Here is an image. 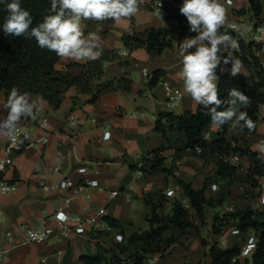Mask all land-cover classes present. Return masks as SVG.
I'll return each mask as SVG.
<instances>
[{
  "label": "crops",
  "instance_id": "obj_1",
  "mask_svg": "<svg viewBox=\"0 0 264 264\" xmlns=\"http://www.w3.org/2000/svg\"><path fill=\"white\" fill-rule=\"evenodd\" d=\"M164 8L159 16L152 13L147 1L139 0V12L134 17L122 21L106 20L102 22L103 31L99 34L100 45L105 51H114L118 59L104 62L101 65L103 80H117L125 77L131 81L129 93L106 90L93 105L72 108L71 100L85 97L75 88H69L63 93V102L59 110H51L48 103L40 96H32L39 102L36 119H21L19 126L27 136L28 142L48 137L46 144L28 146L17 152L12 159L11 166L5 172V180L14 185V190L0 196V232L11 231L14 240L19 243L0 264H83L81 257L100 255L106 259L99 264H108L107 260L112 254L114 236L122 234L125 238L131 233L145 235L149 229L148 222L150 208L148 203L160 205L158 213L168 215L171 213L175 200L187 201L177 180L190 185L194 190L202 189L208 181L206 196L214 200L223 198V204L216 207H207L204 218L200 220L193 216L194 228L188 235L179 239L172 246L171 253L161 258L160 264H210L206 257L209 246L217 241L213 233L214 218L237 213L247 207L252 210L258 208V191L254 196L245 193L247 189L246 170L248 164L245 159H239L238 167L233 175L232 182L225 186L219 181L217 163L219 158L208 151L185 149V138L182 133L174 130L165 135L154 130V123L162 113H173L181 116L194 113L198 105L184 92L183 81L179 77L181 68L179 45L189 34L182 37L180 42H173L172 46L161 54L148 53L144 49L129 51L124 47L123 35H135L148 29L168 28L181 32L178 20L179 6L172 0H163ZM227 10V22H235L240 18H251L248 13V0H220ZM245 14L239 16L238 11ZM260 19L264 23V0ZM85 36L93 33L97 22L82 23ZM191 49L190 51H194ZM230 46L222 49V56H230ZM121 51H127L121 56ZM262 66L264 65V52H257ZM233 56V54H232ZM86 61L60 59L55 65V71L61 76L70 75L75 78L79 71L71 65L83 64ZM143 69L147 70L148 77H143ZM162 71L159 84L153 88L148 82L154 71ZM240 73L247 74L242 67ZM163 83H169L182 93V102L175 108L176 112H169L166 105L167 95ZM5 96L0 91V120L7 116L4 107ZM239 110L244 106L237 105ZM135 113L138 116L132 118ZM260 121L256 135L248 137L239 129L233 130L230 125L228 138L234 140L233 145L240 148L248 146L252 152L260 140H264V106L260 108ZM75 118V126L70 119ZM46 119L47 127L42 130L37 127L41 120ZM219 129L209 125L203 137L207 141L216 138ZM5 145V137L0 136V157ZM157 149H164L161 153L163 160L161 169L150 172V163L145 162L149 154ZM61 154V158L58 154ZM179 164L178 166L176 164ZM142 164V174H137L135 167ZM59 166V172L54 168ZM87 168V176L96 180L104 189L99 192L94 188H87L84 194L75 195L70 191L61 192L52 189L64 179H70L75 185L80 181L76 170ZM97 173V174H96ZM217 184L216 190L210 186ZM77 186V185H76ZM132 187L133 200L128 202L121 194L113 199L110 192L122 193ZM173 190L171 197L166 192ZM89 195V200L84 195ZM70 197V205L65 211L71 216L87 217L99 209L106 210V220L116 221V227L110 231L94 234L87 232L83 236H72L69 240L60 241L53 237L47 243H24L21 227L39 228L43 225L53 226L50 219L57 209L63 207L64 200ZM226 206L232 207L231 213H225ZM220 209V211L217 210ZM231 224V222L229 223ZM178 231L171 228L164 238L177 237ZM202 241H205L203 246ZM122 244V245H123ZM2 235L0 248H7ZM61 252V256L58 253Z\"/></svg>",
  "mask_w": 264,
  "mask_h": 264
},
{
  "label": "trees",
  "instance_id": "obj_2",
  "mask_svg": "<svg viewBox=\"0 0 264 264\" xmlns=\"http://www.w3.org/2000/svg\"><path fill=\"white\" fill-rule=\"evenodd\" d=\"M172 1L176 2L178 6H182L180 1ZM248 1L250 17L257 24H261L263 0ZM21 5L30 11L33 16V26H35L42 22L45 15L50 14L51 0H21ZM237 14L242 16L245 11H238ZM6 16L7 11L4 5L0 4V91L4 93L5 101L10 90L16 87L21 92L40 96L43 101L48 103L51 110L57 111L62 105L63 93L69 88L77 89L85 97L83 100L73 98L71 100L72 108L95 104L99 96L106 90L130 92L131 81L125 77L110 81L103 80L101 65L104 62L118 59L116 52H108L103 49V55L99 59L71 65L73 69L79 71L77 77L61 76L55 71V65L61 58L54 52L41 49L34 38L12 37L3 32L2 25ZM178 20L181 25L180 33L162 28L148 29L135 35H123L124 47L129 51L144 49L148 53L161 54L170 48L173 42H180L182 37L188 35L189 29L185 28L179 16ZM223 30L225 31V29ZM231 35L239 43L238 50L232 52L233 58L242 62V68L247 71V74L239 73L233 77L231 67L222 64L221 68L224 71L221 72L220 69H217L219 95L222 99H227L228 90L236 87L250 98V105L241 110L246 111L255 122L254 131L243 130L248 137L253 138L260 121V108L264 106V69L256 55L258 49L252 43L244 42L240 36ZM163 75L162 71H154L148 82V87L153 88L159 84ZM206 112L207 109L198 105L194 113H186L181 116L162 113L154 123V130L164 135L168 131L176 130L182 133L185 138V149H200L216 155L219 158L216 175L226 187L231 184L233 175L238 169L237 166L229 162V159L232 156L245 159L248 164L245 193L250 192L254 196L259 179L264 177V159H260L259 153L252 152L248 146L240 148L233 145L234 140L228 138L229 124L219 128L215 139L205 140L203 133L211 125L210 117L205 114ZM163 150L157 149L151 152L145 160L150 163V172L161 169L170 174L169 171L162 168L164 159L161 157V153ZM138 169L143 170V168H134V170ZM176 182L187 199L191 212L184 209L180 200L174 201L171 213L168 215L158 213L160 205L148 203L150 208L149 231L145 235L131 233L127 236L125 244H123L124 238L121 244L113 248L112 254L107 260L108 264H121L116 262L117 251L127 256L129 261L126 264H144L146 257L163 253L171 245L178 243L179 239L187 236L189 230L194 228L193 216L203 220L205 208L223 204V198L214 200L206 196L208 181H205L200 190H194L182 181L177 180ZM214 185L217 186V184ZM106 221L111 227H116V221L111 219ZM230 222L231 224H229ZM233 226H236L244 235L253 233L256 237V249L250 256L251 264H264V209L252 210L247 207L237 213L224 215L221 218L215 217L213 233L218 237L223 229ZM171 228L178 231V236L164 238V234ZM202 244L205 246V241H202ZM240 249L238 245L221 249L216 241L209 246L206 257L209 258L210 264H246L248 258L236 259ZM104 259L106 258L100 255L81 257L83 264H99Z\"/></svg>",
  "mask_w": 264,
  "mask_h": 264
},
{
  "label": "clouds",
  "instance_id": "obj_3",
  "mask_svg": "<svg viewBox=\"0 0 264 264\" xmlns=\"http://www.w3.org/2000/svg\"><path fill=\"white\" fill-rule=\"evenodd\" d=\"M0 4L7 11L2 25L6 35L34 38L41 49L74 61H95L103 55L99 43L103 21L119 22L134 17L140 10L139 0H51L50 14L33 26V16L22 7L21 0H0ZM179 11L186 17L190 31L196 33L179 45V77L184 92L207 109L205 114L210 117L213 128L229 124L233 130L254 131L255 122L246 111L236 107L239 104L246 108L251 103L250 98L236 87L228 90L227 99L219 95L217 69L223 72L221 65L230 64L231 75L235 77L242 67L241 61L221 54L224 47L235 46L233 38L226 31L221 32L227 22L225 6L220 0H183ZM87 21L97 22V27L85 36L82 23ZM38 102L31 93L13 87L4 104L7 116L0 120V136L15 143L21 119L37 118ZM254 150L264 159V140L258 141Z\"/></svg>",
  "mask_w": 264,
  "mask_h": 264
},
{
  "label": "built area",
  "instance_id": "obj_4",
  "mask_svg": "<svg viewBox=\"0 0 264 264\" xmlns=\"http://www.w3.org/2000/svg\"><path fill=\"white\" fill-rule=\"evenodd\" d=\"M141 1H147L148 4L151 6L152 13L155 16H159L164 8V2L163 0H141ZM183 4V0H178ZM180 9V6H179ZM181 21L183 22L185 28L189 29V35L195 36L196 33L190 31L189 23L185 16H183L181 13L178 14ZM225 31L232 37L231 34H236L240 36V38L246 42V43H252L254 47L258 49V52H264V23L257 24L256 21L252 18H240L239 20L235 22L226 23L222 28L221 32ZM233 38V37H232ZM233 42L235 44L234 47L230 46V56L224 55L226 57H230L233 60H235L232 56L233 51H237L239 48V43L233 38ZM121 56H126L127 51H121ZM228 65L231 67L230 64H223ZM264 69V65L262 66ZM143 77H148L147 70L143 69L142 71ZM163 87L165 89L167 99H166V105L170 109H175L179 107V105L182 102V93L181 91L172 86L169 83H163ZM132 118H136L138 115L135 113L130 115ZM139 117H142V115H139ZM70 124L72 126H75V118L70 119ZM39 129H46L47 127V121L46 119H43L40 121V123L37 125ZM17 140L15 143H13L10 139L5 137V145L3 147L2 155L0 157V196L7 195L11 193L14 190V185H11L5 180V172L12 164L13 156L25 149L28 146H35L37 147L38 144H46L48 142V137L45 136L42 139H38L36 141L28 142L27 136L24 134L22 128L20 126L17 127L16 132ZM58 157L61 158V154H58ZM239 161V158L237 156H232L229 159V162L231 164H236ZM179 165L178 163L176 164ZM142 164L138 165V168H140ZM60 167L56 166L54 168V172H59ZM76 173L80 175V181L78 184H74L70 179H64L60 181L58 184L52 186V189L58 190L61 192H67L70 191L72 194H84L85 190L87 188H94L98 190L99 192H103L104 189L99 185V183L96 180H93L87 176V168L86 167H80L76 170ZM97 174V173H96ZM137 174L140 176L142 172L138 169ZM217 186L212 184L210 186V189L212 191L216 190ZM258 209H264V177L259 179L258 181ZM123 195L125 199L130 202L133 200L132 197V187H130L127 191L121 192V191H112L110 192V198L113 199L119 195ZM174 191L169 190L166 192L167 197L173 196ZM85 199L89 200V195H84ZM70 197H67L64 200L63 207L57 209V211L51 216V220L53 222V226L51 225H43L39 228H29L27 226L21 227V233L24 235V243L34 242V243H47L50 241L53 237H56L60 241H66L69 240L72 236H83L87 234V232H92L94 234H99L103 232H107L111 230V226L106 221V210L105 209H99L96 213L87 216V217H80V216H71L66 213V209L69 208L70 205ZM182 205L185 210H188L191 212L190 205L188 201H182ZM225 213H231L233 211L232 207L226 206L224 208ZM1 221V218H0ZM4 236V239L7 243V248H0V262L2 260H5L7 258L8 253L16 246L19 245L14 240L13 233L11 231H3V233L0 232V238L1 236ZM124 237L122 234H117L114 236V243L115 245H119L123 242ZM217 245L221 249H228L231 246H240V253L239 256L236 259H244V258H250V256L254 253L256 249V237L254 235H244L236 226L233 227H227L223 229L221 234L217 237ZM172 246L166 249L163 253H157L154 255H150L145 258L144 264H160V260L163 257L168 256L171 253ZM61 252L58 253V256H61ZM117 254V263L126 264L128 263V258L126 255L120 254L118 251Z\"/></svg>",
  "mask_w": 264,
  "mask_h": 264
},
{
  "label": "rangeland",
  "instance_id": "obj_5",
  "mask_svg": "<svg viewBox=\"0 0 264 264\" xmlns=\"http://www.w3.org/2000/svg\"><path fill=\"white\" fill-rule=\"evenodd\" d=\"M175 110H176V109H169V112H176ZM217 210L220 211L219 208H217ZM250 235H253V233H250ZM246 264H251V258H248V261H247Z\"/></svg>",
  "mask_w": 264,
  "mask_h": 264
}]
</instances>
